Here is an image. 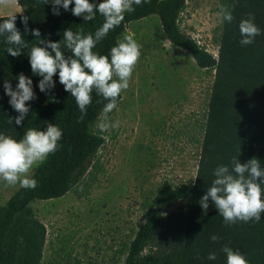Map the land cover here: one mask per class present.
<instances>
[{
	"label": "trees",
	"instance_id": "obj_1",
	"mask_svg": "<svg viewBox=\"0 0 264 264\" xmlns=\"http://www.w3.org/2000/svg\"><path fill=\"white\" fill-rule=\"evenodd\" d=\"M16 1L21 8L15 14L16 25L28 48L19 57H13L6 51L10 47L6 37L0 36V133L20 139L29 128L46 130L53 123L62 129L63 136L59 149L34 167L31 178L38 181L37 187L19 186L0 203V264H40L47 229L31 203L63 196L86 174L89 162L104 142L92 127L107 101L93 92L92 104L80 120L75 99L59 83L58 74L54 77L55 87L41 92L38 83L42 77L33 75L28 55L38 40L31 32L25 33L22 17H29V29H40V39L54 42L63 39L66 29L94 34L102 26L103 17L97 13L93 21L85 22L83 17L62 7L60 15L53 14L51 3ZM186 1L150 0L134 5L135 11L126 13L121 25L94 49L110 55L129 22L157 15L171 45L189 52L199 67L215 71L195 179L178 187L168 181L162 183L153 198L152 211L129 242L123 264H227L226 254L221 251L224 245L244 254L250 264H264V214L259 222L228 225L211 201L207 212L199 203L215 179L214 170L220 165L231 166L233 157L242 163L255 157L264 167V0H219L218 12L221 5L235 7L234 20L229 23L220 16L221 22L214 30L216 56L181 30L179 17ZM92 2L98 4L102 0ZM74 6L73 0L71 7ZM249 14L254 15L261 35L253 44L241 46L239 23ZM8 16H0V23ZM61 44L62 50L70 54L63 49L62 41ZM20 73L33 80L37 97L27 102L30 112L22 127L15 125L13 118L18 113L9 104L10 97L3 87L4 81L9 80L15 89ZM173 205L176 209L169 211ZM213 234L220 237L218 242L210 240ZM210 252L217 254L216 260L207 259Z\"/></svg>",
	"mask_w": 264,
	"mask_h": 264
},
{
	"label": "rangeland",
	"instance_id": "obj_2",
	"mask_svg": "<svg viewBox=\"0 0 264 264\" xmlns=\"http://www.w3.org/2000/svg\"><path fill=\"white\" fill-rule=\"evenodd\" d=\"M218 3L187 0L179 17L181 30L213 55ZM125 34L134 35L142 54L129 88L107 114L116 126L97 127L102 111L92 128L104 142L86 174L63 196L31 203L47 229L40 264H123L162 183L178 187L195 179L215 71L171 45L157 15L129 22ZM18 187L0 180V203Z\"/></svg>",
	"mask_w": 264,
	"mask_h": 264
},
{
	"label": "clouds",
	"instance_id": "obj_3",
	"mask_svg": "<svg viewBox=\"0 0 264 264\" xmlns=\"http://www.w3.org/2000/svg\"><path fill=\"white\" fill-rule=\"evenodd\" d=\"M46 5L52 4V12L60 15V8L71 11L76 17H83L85 22L93 21L97 13L103 17L102 26L95 33L83 34L81 31L66 29L63 32V49L61 41L40 39V29H29L28 16L22 17L25 33L31 32L38 40V44L31 47L28 53L33 75L42 77L38 87L41 92H50L56 85L54 77L58 74L59 83L64 90L71 94L81 112L80 120L87 114V108L92 104V94L95 92L103 97L107 103L103 107L105 119L97 127L106 131L110 126L107 114L117 108L122 92L129 88L133 72L141 57L142 45L132 34H125L115 46L110 49V55L100 54L94 49L103 41L110 31H114L125 19L126 13L135 11V7L150 0H102L96 4L92 0H41ZM12 0H0V5L7 6ZM235 4L221 5L219 15L223 21L231 23L234 20L233 9ZM17 16L10 14L0 23V36L6 37L10 45L7 53L19 57L23 49L28 48L24 35L17 28ZM239 41L241 46L254 43L255 38L261 35V29L255 23V17L249 14L248 18L239 23ZM14 46V47H13ZM3 87L5 94L10 97L9 104L18 113L14 117L15 125L23 126L25 117L29 115L30 104L27 102L36 99L33 89V80L20 73L18 84L13 89L12 83L5 80ZM12 119V120H13ZM63 131L56 124L49 123L46 130L29 128L20 139L0 133V180L10 186L19 185L21 188L35 189L38 181L31 178L34 167L42 164L49 155L55 153L62 139ZM215 179L199 203L207 212L211 201L225 224L233 225L237 222H259L264 214V167L255 157L242 163L233 157L231 166L220 165L213 173ZM212 242H218L220 237L213 234ZM221 251L226 254L227 264H250L244 254L234 251L224 245ZM208 260H216L217 254L210 252Z\"/></svg>",
	"mask_w": 264,
	"mask_h": 264
},
{
	"label": "crops",
	"instance_id": "obj_4",
	"mask_svg": "<svg viewBox=\"0 0 264 264\" xmlns=\"http://www.w3.org/2000/svg\"><path fill=\"white\" fill-rule=\"evenodd\" d=\"M13 1V4L11 5H7V6H3V5H0V16H5V15H10V14H15L13 12L17 11V7L19 6L17 4V1L16 0H12ZM14 5V6H13ZM16 7V8H15ZM19 13L21 12V8L19 6ZM7 200V199H6Z\"/></svg>",
	"mask_w": 264,
	"mask_h": 264
},
{
	"label": "built area",
	"instance_id": "obj_5",
	"mask_svg": "<svg viewBox=\"0 0 264 264\" xmlns=\"http://www.w3.org/2000/svg\"><path fill=\"white\" fill-rule=\"evenodd\" d=\"M216 55H217V53L214 56H216Z\"/></svg>",
	"mask_w": 264,
	"mask_h": 264
}]
</instances>
